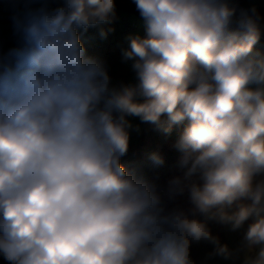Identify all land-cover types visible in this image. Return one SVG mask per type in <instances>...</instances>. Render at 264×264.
<instances>
[{
    "label": "clouds",
    "instance_id": "clouds-1",
    "mask_svg": "<svg viewBox=\"0 0 264 264\" xmlns=\"http://www.w3.org/2000/svg\"><path fill=\"white\" fill-rule=\"evenodd\" d=\"M0 256L7 264H264V13L238 0H132L145 34L113 82L82 37L116 0H0ZM170 136L161 187L122 163L140 124ZM152 168L165 165L151 152ZM187 194V206L175 204ZM173 205V206H170ZM241 232L236 248L212 231ZM208 243L205 260L191 255Z\"/></svg>",
    "mask_w": 264,
    "mask_h": 264
},
{
    "label": "rangeland",
    "instance_id": "rangeland-1",
    "mask_svg": "<svg viewBox=\"0 0 264 264\" xmlns=\"http://www.w3.org/2000/svg\"><path fill=\"white\" fill-rule=\"evenodd\" d=\"M247 2L250 6L256 4L260 11H264V0H247ZM116 8L117 19L112 25L115 29L114 32L110 33L106 39H101L97 29H90L82 37V40L89 56L100 58L106 62L114 83L119 81L129 82L133 80L134 74L131 71L130 62H122L121 49L127 46L125 39L127 35L145 34L144 22L132 0H116ZM9 17L10 13L7 7L0 3V49L5 51L15 44L12 23ZM130 119H132L134 125L140 124L141 131L139 133L131 132L130 150L122 158V163L129 168H139L149 179L164 187L168 179L179 174L176 168L179 154L172 147L178 130H174L170 136H165L153 130L150 125L141 124L137 118ZM154 151H159L165 157L166 163L161 168H152L147 159L148 155ZM174 203L186 207L187 194L178 197ZM212 231L222 243H226L233 249L238 246L241 239V232H232L219 225H212ZM211 250V244L203 242L193 244L191 255L199 262L205 260ZM0 264H7L2 256H0ZM209 264H230V262L217 257L213 261H209Z\"/></svg>",
    "mask_w": 264,
    "mask_h": 264
},
{
    "label": "built area",
    "instance_id": "built-area-1",
    "mask_svg": "<svg viewBox=\"0 0 264 264\" xmlns=\"http://www.w3.org/2000/svg\"><path fill=\"white\" fill-rule=\"evenodd\" d=\"M239 6L243 8H249L250 5L248 4L247 0H238ZM262 45H264V41H262Z\"/></svg>",
    "mask_w": 264,
    "mask_h": 264
},
{
    "label": "crops",
    "instance_id": "crops-1",
    "mask_svg": "<svg viewBox=\"0 0 264 264\" xmlns=\"http://www.w3.org/2000/svg\"><path fill=\"white\" fill-rule=\"evenodd\" d=\"M262 13H264V11H261Z\"/></svg>",
    "mask_w": 264,
    "mask_h": 264
},
{
    "label": "trees",
    "instance_id": "trees-1",
    "mask_svg": "<svg viewBox=\"0 0 264 264\" xmlns=\"http://www.w3.org/2000/svg\"><path fill=\"white\" fill-rule=\"evenodd\" d=\"M251 7V6H250Z\"/></svg>",
    "mask_w": 264,
    "mask_h": 264
}]
</instances>
